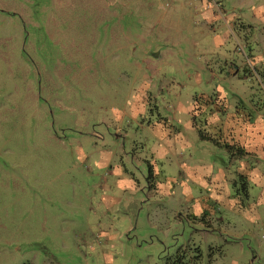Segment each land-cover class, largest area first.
<instances>
[{
    "label": "rangeland",
    "instance_id": "rangeland-1",
    "mask_svg": "<svg viewBox=\"0 0 264 264\" xmlns=\"http://www.w3.org/2000/svg\"><path fill=\"white\" fill-rule=\"evenodd\" d=\"M165 1L0 0V264H264V177L226 147L264 131V0H221L231 48Z\"/></svg>",
    "mask_w": 264,
    "mask_h": 264
},
{
    "label": "crops",
    "instance_id": "crops-1",
    "mask_svg": "<svg viewBox=\"0 0 264 264\" xmlns=\"http://www.w3.org/2000/svg\"><path fill=\"white\" fill-rule=\"evenodd\" d=\"M142 7L144 10L143 15L147 18H152L153 24H158L162 16H159L158 12L164 13L169 10H166L170 6V4L165 1L163 3V0H143ZM178 4V7H175L176 9H183L185 8L183 5L185 3L184 0H172ZM194 4L197 3L196 0H193ZM192 2V1H191ZM221 0H200L198 5L194 7L193 11L190 13L191 18H197L199 19V27L203 28L205 25H207V32L215 36L217 34L219 28H225L224 35H221L218 37L216 35L214 43L212 44V48H217L219 46H222V44L230 45V48L232 47L233 37H234V31H233V24H232V16L227 17L224 15L222 6L220 4ZM183 4V5H182ZM141 7V8H142ZM124 15V13H123ZM169 16H173L171 14H164V18H168ZM189 25L193 22V20L187 21ZM194 24V23H193ZM209 26V27H208ZM188 33L186 36L188 37L187 40L192 39L190 28H188ZM229 48V49H230ZM234 51L236 52L235 48ZM245 57V63H249L248 58ZM233 67V66H232ZM236 71V70H235ZM230 72H232L230 67ZM217 97L222 102L226 103L224 100V96L222 97V94L220 90L217 92ZM225 106V105H224ZM227 106H225L224 111L226 110ZM214 111L212 112V114ZM243 123L241 126L234 125L230 128L229 132L231 134H236L237 143L241 144V146L244 147V149L250 154L248 156H244L241 161V164H244V168L241 169L244 172H249L248 177H256L260 178V176L264 177L258 169L253 168L252 166H249V164L245 161L246 159H250L253 157V155L262 156L264 155V131L261 129L259 124L254 126V123L251 122V119L249 120H241ZM229 129V128H228ZM227 129V131H228ZM234 130L236 133H234ZM229 133V134H230ZM258 166V165H257ZM243 167V166H242ZM246 167V168H245ZM261 179V178H260ZM259 179V180H260ZM264 192V191H263ZM239 193V192H238ZM237 193V191L232 193L229 188H226L225 190L216 189L213 193L205 194L202 196V198H199L196 200L198 202L195 204L192 208V216H196L199 218L201 215H205V220L202 222L201 225V231L203 234H209L210 232L216 233L217 228L212 224V217L214 216L213 213L218 209V207H226L227 209H233L235 210V206H240V195ZM247 193V191H246ZM249 196V192L248 195ZM225 198H227L225 200ZM259 206V205H257ZM257 208V207H256ZM258 211V210H257ZM213 235V234H212ZM217 235V234H214ZM224 242L228 243L231 241H236L234 238L226 237L223 234H218ZM216 245H212L210 248H216ZM235 264H242L240 262H235Z\"/></svg>",
    "mask_w": 264,
    "mask_h": 264
},
{
    "label": "trees",
    "instance_id": "trees-1",
    "mask_svg": "<svg viewBox=\"0 0 264 264\" xmlns=\"http://www.w3.org/2000/svg\"><path fill=\"white\" fill-rule=\"evenodd\" d=\"M244 117H246V116H244ZM251 119V118H250ZM249 119V120H250ZM242 120H244V119H242ZM226 147L228 148V150H229V152H230V154L231 155H235V153H237L238 154V157H241V158H243L244 156H248V155H250L245 149H244V147L243 146H241V144H239V143H237V142H235V143H233V145H226ZM235 157V156H234ZM236 157H237V155H236ZM246 191V190H245ZM244 191V192H245ZM193 218V220H197V219H202V218H204L203 219V222H204V220H205V215H201L199 218H197L196 216L194 217H192Z\"/></svg>",
    "mask_w": 264,
    "mask_h": 264
}]
</instances>
